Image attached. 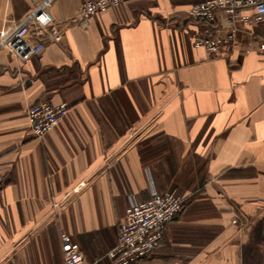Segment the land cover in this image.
I'll return each instance as SVG.
<instances>
[{
  "label": "crops",
  "instance_id": "crops-1",
  "mask_svg": "<svg viewBox=\"0 0 264 264\" xmlns=\"http://www.w3.org/2000/svg\"><path fill=\"white\" fill-rule=\"evenodd\" d=\"M84 1L49 0L61 39L40 55L0 45V264H65L62 232L101 258L154 189L187 200L131 264H264V53L194 46L231 26V9L191 21L201 0H125L82 26ZM35 4L0 0V37ZM240 26L264 40V22ZM41 100L70 107L44 138L27 116Z\"/></svg>",
  "mask_w": 264,
  "mask_h": 264
},
{
  "label": "built area",
  "instance_id": "built-area-1",
  "mask_svg": "<svg viewBox=\"0 0 264 264\" xmlns=\"http://www.w3.org/2000/svg\"><path fill=\"white\" fill-rule=\"evenodd\" d=\"M35 7L21 21L1 33L0 45H4L10 53L21 60L40 55L47 44L50 33L60 41L59 26L51 20L48 11L49 0H31ZM125 0H85L82 4L77 21L82 26L89 24V19L109 8L121 6ZM246 8L253 9L252 14H244ZM231 9L230 28L224 33L213 32L204 23L216 19L217 12ZM190 20L201 23L204 28L195 34L193 44L205 47L210 55L219 56L232 48L243 52L258 51L264 53V40L251 36L244 43L239 39L242 24L264 22V0H201L191 5ZM253 34L252 31H248ZM70 110L67 102L58 104L41 100L27 109V116L33 134L44 138L58 126ZM187 197L176 189L160 192L154 189L150 199L141 201L130 198L125 217L120 225L117 244L109 249L104 257L112 264H131L152 253L163 237L169 222L182 210ZM62 250L65 264H101L98 258L88 263L80 243L67 232L61 233Z\"/></svg>",
  "mask_w": 264,
  "mask_h": 264
},
{
  "label": "trees",
  "instance_id": "trees-1",
  "mask_svg": "<svg viewBox=\"0 0 264 264\" xmlns=\"http://www.w3.org/2000/svg\"><path fill=\"white\" fill-rule=\"evenodd\" d=\"M177 190V189H176ZM187 200V199H186ZM186 203V202H185ZM151 254V253H150ZM150 254H148V255H146L145 257H142L141 259H139L138 261H141V260H143L144 258H146V257H148ZM102 259H105L106 257H104V255H102V257H101ZM138 261H136V262H138Z\"/></svg>",
  "mask_w": 264,
  "mask_h": 264
},
{
  "label": "rangeland",
  "instance_id": "rangeland-1",
  "mask_svg": "<svg viewBox=\"0 0 264 264\" xmlns=\"http://www.w3.org/2000/svg\"><path fill=\"white\" fill-rule=\"evenodd\" d=\"M190 194H191V193H190ZM190 194H189V195H190Z\"/></svg>",
  "mask_w": 264,
  "mask_h": 264
}]
</instances>
